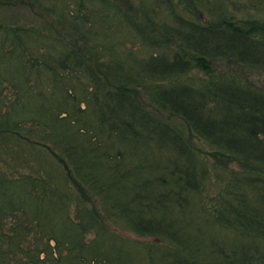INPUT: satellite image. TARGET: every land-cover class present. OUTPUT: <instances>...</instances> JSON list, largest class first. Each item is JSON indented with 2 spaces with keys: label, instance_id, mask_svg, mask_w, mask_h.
<instances>
[{
  "label": "trees",
  "instance_id": "obj_1",
  "mask_svg": "<svg viewBox=\"0 0 264 264\" xmlns=\"http://www.w3.org/2000/svg\"><path fill=\"white\" fill-rule=\"evenodd\" d=\"M26 2L42 21H0V264H264V0Z\"/></svg>",
  "mask_w": 264,
  "mask_h": 264
},
{
  "label": "rangeland",
  "instance_id": "obj_2",
  "mask_svg": "<svg viewBox=\"0 0 264 264\" xmlns=\"http://www.w3.org/2000/svg\"><path fill=\"white\" fill-rule=\"evenodd\" d=\"M23 1L24 2H21L19 4L13 3V6H10L9 2L0 1V21L3 19H17L19 22H22V23H31L33 21H36L37 23V22L42 21L40 20L41 18H39L37 14L39 15H44V14L38 9H36L32 4L27 3L26 0H23ZM47 18L48 17H46V19ZM47 20H46L47 23H51L49 19ZM222 70L227 71L228 69L223 68ZM244 75L246 74H243V77H246ZM248 79L264 88V75L263 74L259 75V74L253 73L250 75V78ZM131 237L134 238L133 236Z\"/></svg>",
  "mask_w": 264,
  "mask_h": 264
}]
</instances>
